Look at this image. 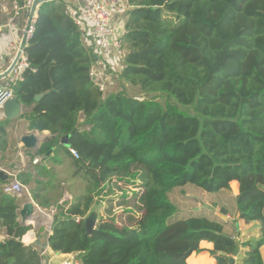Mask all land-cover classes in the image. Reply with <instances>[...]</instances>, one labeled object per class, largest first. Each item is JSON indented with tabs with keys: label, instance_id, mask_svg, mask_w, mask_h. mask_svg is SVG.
Returning <instances> with one entry per match:
<instances>
[{
	"label": "trees",
	"instance_id": "obj_1",
	"mask_svg": "<svg viewBox=\"0 0 264 264\" xmlns=\"http://www.w3.org/2000/svg\"><path fill=\"white\" fill-rule=\"evenodd\" d=\"M124 1L116 91L107 83L100 91L90 79L101 58L63 0L39 7L25 48L30 68L14 97L31 110L20 118L29 131L51 135L32 157L54 165L59 154L70 157L89 192L57 206L51 251L80 264H188L207 241L216 264H229L238 239L225 224L204 216L174 220L179 210L169 195L187 185L216 194L237 182V218L259 223V238L238 240L244 249L235 264H264V0ZM10 123L0 122L3 152ZM36 171V178L22 172L18 180L36 183L31 197L48 208L41 194L56 187V178L52 169ZM7 183L0 179V227L7 234L0 264H42L38 248L22 242L31 227L19 223L17 196L1 188ZM120 184L133 188L120 196L123 204L130 200L126 221L119 223L110 207L87 235L84 222L96 198Z\"/></svg>",
	"mask_w": 264,
	"mask_h": 264
},
{
	"label": "crops",
	"instance_id": "obj_2",
	"mask_svg": "<svg viewBox=\"0 0 264 264\" xmlns=\"http://www.w3.org/2000/svg\"><path fill=\"white\" fill-rule=\"evenodd\" d=\"M24 1V0H23ZM68 6H77L78 4H80L83 0H63ZM12 2L13 0H0V25L4 26L7 22V18L10 15V13L12 12ZM127 12L128 9L124 8L123 10H120L119 12H117L114 15V21H115V26H116V33H115V39L116 40H122V37L124 35V24L126 21V16H127ZM28 15L22 13L21 16H19L16 19V25H17V31L15 33V39L17 40V46L20 48L22 41H23V35L21 33V30L27 25L28 23ZM3 37L2 40L0 41V75L4 74L9 67L11 66V64L14 62L16 56H17V52L18 49L17 48H12L9 47L10 42L13 39V35H11L5 28H3ZM86 35V34H85ZM87 36V35H86ZM88 42V41H87ZM122 56L120 55L118 57H112V58H107L104 61L100 62L99 64H97V68L98 69H104L105 67V73L102 76V79L107 83H115L116 80H118L117 78V74L121 71L122 68ZM8 85V78H5L3 80H0V86H7ZM110 88V87H109ZM31 109H24L23 113H27L30 112ZM28 121L25 119H21L18 118L14 121H12L9 126H7L6 130H7V140H8V147L6 149V151H2L0 149V169L5 171L6 174L8 175V183H12L15 180V177L18 179V175L22 172H32V174L35 176V178L37 177V171H36V167H44L47 169H52L54 171V168H61V167H65L67 170V173L70 172V170H72V167L70 165L71 162V158L64 155V154H59L58 158L60 159V163H58L57 165L52 164L50 161H44L42 158L40 159V161L37 164H34L33 161L37 158H33L32 156L35 154V151H28L26 150L22 144L20 143V138L24 135L30 134V133H34L33 131H29L28 128ZM39 133V132H38ZM40 136L39 138H50L51 135L48 131H45L43 133H39ZM64 142V139L61 141V143ZM42 144V143H41ZM40 144V145H41ZM66 145V144H65ZM66 147V146H65ZM55 175L54 180H56L57 183H61L60 180H58L57 178L60 175L59 170L53 172ZM39 179V178H38ZM40 180H42L43 182L47 183L49 181L48 178H41ZM21 183V182H20ZM6 185V184H5ZM5 185H2V191ZM63 185V184H62ZM232 185V184H231ZM233 185L239 186L237 182H233ZM24 186V185H23ZM36 187V183H32V185H30L29 187L24 186V191L19 194L16 195L19 201V209H18V221L20 223L21 218L19 216V212L20 209L22 208V206L27 203V202H33V199L31 197L30 194V190L32 188ZM60 188V186H59ZM51 187H47L46 191L44 193L49 194ZM56 189V188H54ZM52 190V189H51ZM222 193V192H220ZM35 204V203H34ZM44 217L42 216V214H40V219L37 221L38 223L35 224L34 222H31L32 225L28 226L31 227V229L28 231V233L23 237L22 242L26 245V246H34L36 248H38V243L41 240V237H46V243H45V247H44V251H40L41 252V256H42V264H55L56 263V259H65L66 258H74L73 255H61L58 253H54L53 251H51L50 247H49V243H48V238L49 236L52 234V231H47V229L45 228V233L43 234H39L40 232V228L44 225L50 224L51 222V218L49 221H44L43 219ZM49 218V216H48ZM243 224H245L243 221H241ZM21 224V223H20ZM246 225V224H245ZM249 225H253V223L249 224ZM256 225V224H255ZM248 226V225H246ZM258 227V225H257ZM243 237V235L241 236ZM256 240L259 238V227H258V233L256 235ZM7 238V234H6V230L5 228L0 227V241L1 240H6ZM242 240V239H241ZM243 244V242H242ZM244 245V244H243ZM242 245V246H243ZM201 248L207 249V251H203V252H207L209 254L208 251L213 249V244L207 241H203L201 242ZM244 248L241 247V251ZM203 252L196 254L194 253L189 259L193 258L192 262H189L187 260L188 264H202V260L203 259H207V263L205 264H216V260L211 257V259L209 257L204 258L205 256H203ZM262 252V256L264 259V247L261 249ZM53 259H55V261H52ZM237 261V258L236 260ZM79 263V262H76ZM66 264V263H64ZM80 264V263H79Z\"/></svg>",
	"mask_w": 264,
	"mask_h": 264
},
{
	"label": "rangeland",
	"instance_id": "obj_3",
	"mask_svg": "<svg viewBox=\"0 0 264 264\" xmlns=\"http://www.w3.org/2000/svg\"><path fill=\"white\" fill-rule=\"evenodd\" d=\"M126 8V6H124ZM123 8V9H124ZM122 9V10H123ZM105 68V67H104ZM1 87V86H0ZM108 87L112 88L113 91L118 90L117 84L113 83L108 84ZM107 87V88H108ZM106 88V89H107ZM110 88H108L110 90ZM131 95L138 97H147L143 94H140L137 89L127 87ZM65 145L64 143H62ZM67 147V145H65ZM41 162V161H40ZM59 170L61 176L57 179L61 183L55 185L56 189L51 188L49 194H41L43 197L50 201V207H42L38 203L34 202L38 214H42L44 221H49L51 218L50 224L44 225L47 231H50L51 224L54 221V216L57 213L58 205H67L70 203L77 202L86 196L89 195L87 190V183L81 179L80 175H75L74 170H70L67 173L65 167L54 168V171ZM63 184V185H62ZM60 186V188H59ZM231 186L230 190L222 191V193L209 194L205 191L197 188L193 185H187L181 188L174 189L173 192L169 195L171 202H173L178 207V214L174 220L189 218L192 216H204L211 220L219 221L225 224V233L230 236H235L243 244H250L256 241V235L258 233L259 223L254 222L253 225L246 226L241 221L238 220L236 215V196L239 192V186ZM121 187V188H120ZM133 188L131 186H125L120 184L119 187L113 186L112 193H103V195L95 200V206L90 214L97 215V221L99 217H107V210L111 209V215H114L119 223H124L128 217L127 213H123L127 207L130 205L128 202L126 204L121 203L122 192H132ZM108 192V191H107ZM131 194H129L130 196ZM223 212H226L224 214ZM49 216V218H48ZM225 217V218H224ZM256 224V225H255ZM258 225V227H257ZM243 235V237H241ZM242 239V240H241ZM46 243V237H41V240L38 243V250L44 251ZM207 251V249H204ZM203 256L211 257L207 252H203ZM65 259H56L55 264H75L78 262L76 258H66ZM52 261H55L53 259Z\"/></svg>",
	"mask_w": 264,
	"mask_h": 264
},
{
	"label": "built area",
	"instance_id": "obj_4",
	"mask_svg": "<svg viewBox=\"0 0 264 264\" xmlns=\"http://www.w3.org/2000/svg\"><path fill=\"white\" fill-rule=\"evenodd\" d=\"M33 2L34 0H24L23 2L14 0L12 2V12L8 16L6 24L4 26L0 25V41L4 34L3 28H5L13 35L9 47L17 48L18 52L20 48L17 46L18 43L15 39V33L17 31L16 19L21 16L22 13L29 17L27 25L21 30L23 38L25 37L26 39L27 46L35 32L37 18V13L31 17ZM124 6V0H83L77 6H68L66 9V15H68L74 21L75 25L91 39L101 61L107 58L118 57L122 54L121 41L115 39L116 26L114 15L122 10ZM29 68L30 63L28 56L24 51L21 53V57L8 77V85L0 87V122L5 119L4 106L6 102L15 98L14 86L24 80V74ZM104 73L105 68L101 70L98 69L97 66H93L89 73L90 79L100 91L106 90V82L102 79ZM69 150L75 158H78V154L74 149ZM40 159L41 158L37 157L33 163L37 164ZM23 191L24 186L16 177L12 183L6 184L3 188L5 194L19 195ZM3 243L4 240H1L0 244Z\"/></svg>",
	"mask_w": 264,
	"mask_h": 264
},
{
	"label": "water",
	"instance_id": "obj_5",
	"mask_svg": "<svg viewBox=\"0 0 264 264\" xmlns=\"http://www.w3.org/2000/svg\"><path fill=\"white\" fill-rule=\"evenodd\" d=\"M51 1H56V0H34L32 8H31V17H33L37 12L39 7L44 4L48 3ZM26 48V39L24 37L20 50L17 53V56L14 60V62L11 64L9 69L4 73L0 75V80H3L5 78H8L12 70L14 69L17 61L21 57V53L25 51ZM42 98V95H37L35 97V101H39ZM24 107L17 101L16 98L9 100L6 102L4 106V115L5 119L12 122L18 118L21 117L24 111ZM40 134L38 132L30 133L27 135H24L20 138V143L22 146L28 150V151H37L40 148V144L47 141L48 138H39ZM64 144L69 146L68 139L64 138ZM0 179L2 181H7L8 180V175L6 174L5 171L0 169ZM19 216L21 218V225L28 227L31 226V222H36L37 216H38V210L36 205L33 202H27L25 203L22 208L20 209ZM225 218V217H224ZM97 215L96 214H90L84 222V229L87 235H91L95 229L96 223H97ZM53 223L51 224L52 227ZM45 233V227L40 228L39 234ZM2 247V244H0V248ZM241 251V246L238 240H236L235 244V250L232 254V257L229 259V264H235V260L240 254Z\"/></svg>",
	"mask_w": 264,
	"mask_h": 264
},
{
	"label": "bare ground",
	"instance_id": "obj_6",
	"mask_svg": "<svg viewBox=\"0 0 264 264\" xmlns=\"http://www.w3.org/2000/svg\"><path fill=\"white\" fill-rule=\"evenodd\" d=\"M40 219V214H38V216H37V220H36V222H34L35 224H37L38 222V220Z\"/></svg>",
	"mask_w": 264,
	"mask_h": 264
}]
</instances>
